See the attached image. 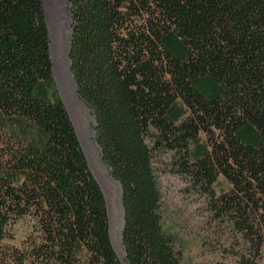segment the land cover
Here are the masks:
<instances>
[{
  "label": "trees",
  "instance_id": "obj_1",
  "mask_svg": "<svg viewBox=\"0 0 264 264\" xmlns=\"http://www.w3.org/2000/svg\"><path fill=\"white\" fill-rule=\"evenodd\" d=\"M69 4L70 71L121 188L125 262L186 264L174 179L236 238L239 264H260L264 0ZM0 264H122L55 79L43 0H0Z\"/></svg>",
  "mask_w": 264,
  "mask_h": 264
},
{
  "label": "rangeland",
  "instance_id": "obj_2",
  "mask_svg": "<svg viewBox=\"0 0 264 264\" xmlns=\"http://www.w3.org/2000/svg\"><path fill=\"white\" fill-rule=\"evenodd\" d=\"M56 1L60 5L62 4V8H64L65 5H68V11L70 12L69 0ZM54 35L57 41L54 49L55 59L58 60L57 83H59L63 91L60 92V94L61 97L64 95L66 103L78 126L82 125L83 129L80 130V136L84 143L85 149H83L88 163L91 164L90 169L93 175L99 182L102 190L104 189L103 192L105 191L108 195L114 213L120 211L116 215L118 216L120 214L118 220L114 221V241L112 244L122 264H127L125 262V249L122 240L124 211L121 204V188L119 184L110 177L106 166L101 160L99 148L94 140L92 117L89 110L81 101L77 91L78 98L74 95L73 86L70 80V75L72 76L70 71V61V74L68 68L62 61L64 51L62 50L61 45L66 40L63 39L64 37L60 30H54ZM166 186L170 189L168 196L170 197L169 200H171L169 202L172 204L173 219L170 224L173 227V232L178 236L184 247L186 264H239L237 257L234 256L235 253H233L237 251L235 250L237 247L236 238L225 229L210 222L204 215V207L200 202L194 198L186 197L184 194L180 195L178 191L182 188V185L178 180L169 179L168 182L166 181ZM225 188H227V185L220 180L217 189L224 190ZM22 230L23 229H20L19 231V237L23 235ZM260 264H264V257Z\"/></svg>",
  "mask_w": 264,
  "mask_h": 264
},
{
  "label": "bare ground",
  "instance_id": "obj_3",
  "mask_svg": "<svg viewBox=\"0 0 264 264\" xmlns=\"http://www.w3.org/2000/svg\"><path fill=\"white\" fill-rule=\"evenodd\" d=\"M44 1V6H45V11H46V18H47V24H48V28H49V32H50V39H51V56H52V61L54 64V75H55V79L56 81H58L57 78V62L58 60H56L55 58V44H56V38L54 35V30H60V32L63 34V39L66 40L65 42L62 43L61 47L62 50L64 51V55L62 56V61L63 63L66 65V67L68 68V72L70 74L69 71V59H68V52H69V47H70V38H71V14L68 11V5H65L64 8L61 7V5L56 1V0H43ZM70 80L73 86V90H74V95L77 97V88H76V84L72 78V76L70 75ZM60 92H63L59 83H58ZM63 94V93H62ZM63 98V102L66 105V108L71 116V119L74 123V126L76 128V131L78 133V137L80 139V142L82 144V147L85 149L84 143L81 139L80 136V130H82V125L78 126V124L76 123V121L74 120L71 111L66 103V100L64 98V95H62ZM90 164V163H89ZM91 167V164H90ZM104 190V189H103ZM105 196H106V200H107V206H108V213H109V219H110V232H111V239L112 242L114 241V221L118 220V216H116L120 211H118V213H114L113 207L111 206L109 199H108V195L106 194V192L104 191ZM121 209V208H120ZM122 225H124V223H122Z\"/></svg>",
  "mask_w": 264,
  "mask_h": 264
}]
</instances>
